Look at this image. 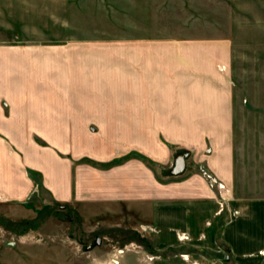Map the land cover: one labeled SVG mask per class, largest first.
Returning <instances> with one entry per match:
<instances>
[{"label": "rangeland", "instance_id": "374dc122", "mask_svg": "<svg viewBox=\"0 0 264 264\" xmlns=\"http://www.w3.org/2000/svg\"><path fill=\"white\" fill-rule=\"evenodd\" d=\"M231 6L233 0H0L3 100L33 95L34 112L55 116L54 109L60 110L59 118L50 121L65 122L67 129L28 133L24 128L13 134L6 127L0 133L27 177L22 182L19 174L12 185L0 182V264H264V246L239 249L225 240L223 227L207 238L185 230L162 237L154 227L125 219L113 224L91 213L100 203L90 201L121 194L122 184L120 190L113 188L109 176L122 178L130 172L128 161L141 159L133 140L137 135L121 132L123 119H132L125 110L137 109V102L128 100L137 97L139 39L217 36L220 23L229 24ZM27 103L30 108L29 101H14L11 107ZM72 110L87 115L80 119L82 127L95 126L90 120L98 116L101 133L69 129V122L79 125V119L66 117ZM110 111L114 117L107 118ZM108 124L117 127L114 132H106ZM177 150L186 154L185 147ZM147 163L159 171L164 195L171 192L165 187L171 180L186 177V170L175 172L173 160ZM189 164V173H200L208 188L211 177L219 180L207 160ZM225 182L229 190H217L214 198L218 207V199L223 202L216 216L234 201V189ZM184 233L191 239L181 240Z\"/></svg>", "mask_w": 264, "mask_h": 264}, {"label": "crops", "instance_id": "0c3cea01", "mask_svg": "<svg viewBox=\"0 0 264 264\" xmlns=\"http://www.w3.org/2000/svg\"><path fill=\"white\" fill-rule=\"evenodd\" d=\"M226 23H220L214 37L139 39L137 97L128 100L136 101L137 109L125 110L132 119H123L121 132L137 135L133 140L140 152L138 158H147L155 165L173 160L175 172L186 170V177L171 180L165 186L171 192L164 195L159 171L145 160L132 159L127 163L130 172L122 178L109 176L113 188L120 190L122 184L121 194L102 202L90 201L91 205L100 203L92 214L111 218L113 224L125 219L154 227L162 237L185 230L195 237L204 232L207 238L223 227L227 230L225 240L239 249L264 246V120L258 122L264 119V0H233ZM14 101H29L30 108L28 103L25 108L11 107ZM34 104L33 95L27 100L7 101L0 94V133L7 132L6 127L13 134L25 132L24 128L28 133L66 132L65 122L50 121L59 118L60 110L54 109L55 116L49 111L35 113ZM6 108H10L9 114ZM112 114L106 112L105 116L112 118ZM66 117L79 119L77 126L69 122V129L77 132L82 127L80 119L87 115L72 110ZM97 118L90 120L95 126L82 129L89 134L101 133ZM111 126L107 125L106 132H114ZM114 140L109 142L111 147ZM181 147L186 154L177 150ZM13 149L0 137V182L5 180L9 185L23 174L13 162L17 157ZM204 160L219 181H226L235 192L233 203L219 216L214 200L218 189L212 191L200 173L188 171L189 163L195 167ZM63 166L65 170L68 167ZM26 178L23 174L22 182ZM207 220L212 224L207 225Z\"/></svg>", "mask_w": 264, "mask_h": 264}, {"label": "built area", "instance_id": "2783aa9c", "mask_svg": "<svg viewBox=\"0 0 264 264\" xmlns=\"http://www.w3.org/2000/svg\"><path fill=\"white\" fill-rule=\"evenodd\" d=\"M211 179H212V185H211V190L212 191H216L217 189L221 192V190H229V189H226V185L224 184V183H222V182H220L219 180H217L216 178H214V177H211ZM215 183V184H214ZM216 197H218V193L216 192V194H214V198H216ZM218 203L220 204L219 205V208H218V210L217 211H221L223 208V206L221 205V204H223V202H222V200H220V199H218ZM179 237H180V239L181 240H188V239H191L190 238V236L188 235V234H186V233H184V234H180L179 235Z\"/></svg>", "mask_w": 264, "mask_h": 264}]
</instances>
